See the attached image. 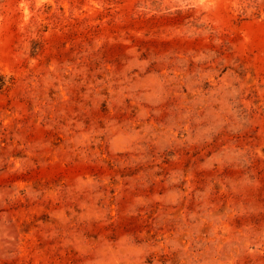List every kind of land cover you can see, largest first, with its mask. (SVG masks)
I'll list each match as a JSON object with an SVG mask.
<instances>
[{"label": "rangeland", "instance_id": "rangeland-1", "mask_svg": "<svg viewBox=\"0 0 264 264\" xmlns=\"http://www.w3.org/2000/svg\"><path fill=\"white\" fill-rule=\"evenodd\" d=\"M0 264H264V0H0Z\"/></svg>", "mask_w": 264, "mask_h": 264}]
</instances>
